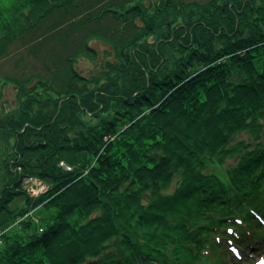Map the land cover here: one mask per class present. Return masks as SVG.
<instances>
[{
	"label": "trees",
	"instance_id": "1",
	"mask_svg": "<svg viewBox=\"0 0 264 264\" xmlns=\"http://www.w3.org/2000/svg\"><path fill=\"white\" fill-rule=\"evenodd\" d=\"M0 236V264L258 253L264 0H0Z\"/></svg>",
	"mask_w": 264,
	"mask_h": 264
},
{
	"label": "rangeland",
	"instance_id": "2",
	"mask_svg": "<svg viewBox=\"0 0 264 264\" xmlns=\"http://www.w3.org/2000/svg\"><path fill=\"white\" fill-rule=\"evenodd\" d=\"M83 66L87 67L88 62L83 61L81 63ZM8 97H13V93L10 91H8ZM23 186L26 188L27 191L30 192V194L32 195H37L38 193L44 191L45 185L44 183L41 182V180H39L38 178H26L23 182ZM55 213V209L54 208H49L46 209L45 207L39 206L38 208H36L35 210H30L28 211L27 215L33 216L34 214H36V216H39L42 218L41 223L40 221L36 220L34 223L36 225V223H39V225L41 224V226H43L45 223L50 222L52 215ZM16 226L14 223L11 224L10 228ZM1 237V236H0ZM264 240H262V245L259 244V247L261 248L260 251H258V253H251L249 251V249L246 250L245 246H242V250H243V258L241 259V256H238L237 254H235V259L234 261H231L230 264H264ZM226 246L229 245L227 240H224ZM248 244H250V242H247ZM233 245V244H231ZM245 245V244H244ZM231 247V246H229ZM228 256H230L229 258H233L232 254L229 252ZM237 256V257H236Z\"/></svg>",
	"mask_w": 264,
	"mask_h": 264
}]
</instances>
